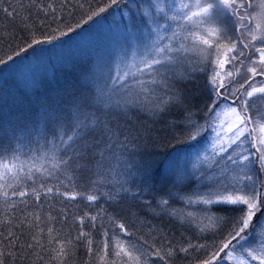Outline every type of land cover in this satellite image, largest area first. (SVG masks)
Segmentation results:
<instances>
[{
  "label": "snow or ice",
  "instance_id": "6c2138e0",
  "mask_svg": "<svg viewBox=\"0 0 264 264\" xmlns=\"http://www.w3.org/2000/svg\"><path fill=\"white\" fill-rule=\"evenodd\" d=\"M0 264H264V0H0Z\"/></svg>",
  "mask_w": 264,
  "mask_h": 264
},
{
  "label": "rangeland",
  "instance_id": "374dc122",
  "mask_svg": "<svg viewBox=\"0 0 264 264\" xmlns=\"http://www.w3.org/2000/svg\"><path fill=\"white\" fill-rule=\"evenodd\" d=\"M72 73H68L67 76L71 75ZM56 75V78L60 81H63L65 79H67V77L65 75H59V72L55 74ZM19 96V94H17ZM26 102V101H24Z\"/></svg>",
  "mask_w": 264,
  "mask_h": 264
},
{
  "label": "trees",
  "instance_id": "16d2710c",
  "mask_svg": "<svg viewBox=\"0 0 264 264\" xmlns=\"http://www.w3.org/2000/svg\"><path fill=\"white\" fill-rule=\"evenodd\" d=\"M67 74H68V73L64 74V75H65L67 78H68L69 76H71V75H72V74H71V75L67 76ZM59 75H61V74L59 73Z\"/></svg>",
  "mask_w": 264,
  "mask_h": 264
}]
</instances>
